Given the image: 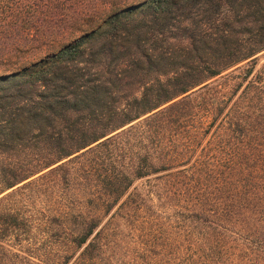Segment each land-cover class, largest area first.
<instances>
[{"label": "trees", "instance_id": "obj_1", "mask_svg": "<svg viewBox=\"0 0 264 264\" xmlns=\"http://www.w3.org/2000/svg\"><path fill=\"white\" fill-rule=\"evenodd\" d=\"M0 264H264V0H0Z\"/></svg>", "mask_w": 264, "mask_h": 264}, {"label": "rangeland", "instance_id": "obj_2", "mask_svg": "<svg viewBox=\"0 0 264 264\" xmlns=\"http://www.w3.org/2000/svg\"><path fill=\"white\" fill-rule=\"evenodd\" d=\"M88 30V29H87ZM73 37H70V38H67L63 41H60L58 44L52 46V47H49V48H46V49H43L41 52L39 53H36L34 54L33 56H30L28 59H25V61H23L18 68L24 66V65H27V64H30L32 62H35L43 57H45L46 55H49V54H52V53H55L57 52L61 46H63L65 43L69 42L70 40H72Z\"/></svg>", "mask_w": 264, "mask_h": 264}]
</instances>
